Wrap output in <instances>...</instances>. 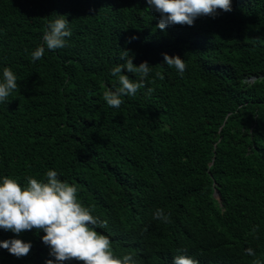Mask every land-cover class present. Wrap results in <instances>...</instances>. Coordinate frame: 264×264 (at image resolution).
<instances>
[{"label":"trees","instance_id":"trees-1","mask_svg":"<svg viewBox=\"0 0 264 264\" xmlns=\"http://www.w3.org/2000/svg\"><path fill=\"white\" fill-rule=\"evenodd\" d=\"M147 8L146 0H0V79L10 67L19 85L0 102V178L24 185L26 175L56 170L107 222L98 231L115 254L132 253L137 264L176 255L264 262V0H232L230 12L163 32ZM55 14L72 35L33 62ZM121 50L152 71L114 108L103 93L118 86L110 70L124 62ZM162 53L185 61L182 76ZM158 208L171 223L154 218ZM43 235L0 229V241L32 245L19 258L0 248V264L54 259Z\"/></svg>","mask_w":264,"mask_h":264},{"label":"clouds","instance_id":"clouds-1","mask_svg":"<svg viewBox=\"0 0 264 264\" xmlns=\"http://www.w3.org/2000/svg\"><path fill=\"white\" fill-rule=\"evenodd\" d=\"M146 3L148 11L159 13L156 27L162 32L172 25L192 26L201 16L215 18L217 10H232V0H146ZM71 35L65 15L55 14V18L47 22L43 43L31 53L33 62L43 57L45 46L49 50L65 47L66 38ZM161 55L164 65L175 68L183 75L186 69L183 59L178 55ZM119 58L124 62L110 70L111 75L117 79L118 86L103 93V100L114 108H119L124 103L122 97L135 96L140 88L146 87L145 81L152 71L146 61L139 66L134 65L129 50H121ZM125 72L138 74L139 80H131L128 75L123 74ZM155 76L164 79L159 71ZM13 91H19L17 76L10 67H4L0 79V102H8ZM153 91V88H147L148 94ZM24 180L26 184L21 185L16 179L7 176L0 178V229L11 231L16 236L33 229L42 231L44 235L40 239L48 247L49 256L54 258L45 260V264L73 261L76 264H137L132 253L121 256L115 254L111 239L98 231L106 227L107 222L93 215L92 209L79 200L75 184L61 180L58 172L53 169L47 170L43 179L26 175ZM216 193L218 192H214V195L218 198ZM154 218L171 223L170 215H166L163 209L158 208ZM257 231L258 226H253L252 234ZM31 247L30 242L16 238L0 241V248L18 258L27 255ZM245 253L253 257L256 255L250 247L245 249ZM172 264H199V261L186 255H176ZM252 264L264 262L254 259Z\"/></svg>","mask_w":264,"mask_h":264},{"label":"water","instance_id":"water-1","mask_svg":"<svg viewBox=\"0 0 264 264\" xmlns=\"http://www.w3.org/2000/svg\"><path fill=\"white\" fill-rule=\"evenodd\" d=\"M217 194V196H218V198L220 197V195H219V193H216Z\"/></svg>","mask_w":264,"mask_h":264}]
</instances>
